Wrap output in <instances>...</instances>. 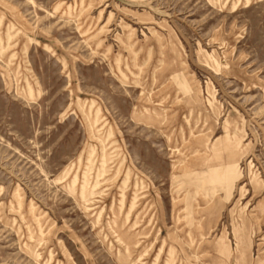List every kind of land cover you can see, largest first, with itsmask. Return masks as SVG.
I'll return each instance as SVG.
<instances>
[{
    "label": "rangeland",
    "instance_id": "374dc122",
    "mask_svg": "<svg viewBox=\"0 0 264 264\" xmlns=\"http://www.w3.org/2000/svg\"><path fill=\"white\" fill-rule=\"evenodd\" d=\"M0 264H264V0H0Z\"/></svg>",
    "mask_w": 264,
    "mask_h": 264
}]
</instances>
